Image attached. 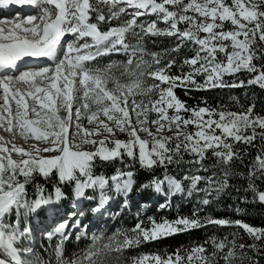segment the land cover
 Returning <instances> with one entry per match:
<instances>
[{
	"label": "snow or ice",
	"instance_id": "snow-or-ice-1",
	"mask_svg": "<svg viewBox=\"0 0 264 264\" xmlns=\"http://www.w3.org/2000/svg\"><path fill=\"white\" fill-rule=\"evenodd\" d=\"M9 5H28L34 14L0 19V129L13 137L8 147L10 142L0 135V264H33L21 254H31L32 249L15 245L30 231L19 229L20 209L50 202L39 184V198L27 199L26 186L35 175L45 179L55 175L59 182L72 184L77 199L88 189H98L99 205L92 211L99 212L109 200V185L124 195L132 191L136 174L130 169L138 164L152 173L142 188L166 200L203 193L199 203L208 205L207 197L229 188L231 177H244L232 168L234 161L243 163L247 155V149L238 145L252 146L259 138L245 191L264 202V190L255 183L264 181V116L253 114L254 105L240 112L190 108L175 94L177 87L264 89V0H0V7ZM150 15L155 19H142ZM149 37H174L176 44L170 50L148 52L144 42ZM185 47L192 55L178 62L172 53ZM113 53L129 57L120 65L125 82L112 75L115 62L103 68L90 66ZM27 59L46 63L29 65ZM173 68L179 73L173 74ZM242 72L250 76L246 82L235 79ZM110 81L114 89L108 88ZM202 103L206 105V100ZM85 121L91 127H85ZM190 125L194 131H186ZM118 132L127 139L115 138ZM17 135L36 143L18 146ZM84 144L94 150H84ZM13 153L19 158L14 159ZM213 158L215 163H205ZM97 161H119L128 170L117 168L110 177L97 174ZM182 164L188 165L182 176L170 172L171 166ZM208 172L211 175L200 174ZM55 196H63L60 187L55 188ZM168 206L164 203L160 208ZM13 210L16 223L6 224ZM76 215L47 233L49 240L60 237L56 249L60 264H118L125 250L206 225L242 228L252 243H238L237 231L231 240L209 237L205 244L211 245V251L198 244L171 254H142L133 257L132 264H261L264 260V228L241 220L201 218L195 209L191 216L159 221L148 217L147 222L138 213L133 227L117 228L111 235L93 233L80 257L63 261L62 244L71 235L66 230ZM79 226L78 219L71 225Z\"/></svg>",
	"mask_w": 264,
	"mask_h": 264
},
{
	"label": "trees",
	"instance_id": "trees-1",
	"mask_svg": "<svg viewBox=\"0 0 264 264\" xmlns=\"http://www.w3.org/2000/svg\"><path fill=\"white\" fill-rule=\"evenodd\" d=\"M142 19L151 20L155 19V16L150 15L143 17ZM160 27H164V25L161 24ZM131 42L135 43L134 40ZM144 44L145 49L148 52H163L174 47L176 39L174 37H149L145 40ZM172 55L177 56L179 62L186 56H191L192 53L188 51L187 47H185L181 49L178 54L172 53ZM127 60L128 58H123L122 54H109L98 58L96 61L92 62L90 66L103 68L104 66L115 62V66L110 71L113 76L120 80V82H125L127 78L122 75L124 69L120 65L122 63H126ZM184 70L187 71L186 68ZM171 71L173 74H178L180 69L173 68ZM249 78V74L243 72L235 77L237 81L242 79L245 82ZM232 79L233 77H225L226 81H231ZM175 94L190 108L195 106H208L216 108L217 110L222 108L225 111L240 112L254 105L253 114L264 116V89H261L256 85L237 88H215L206 91L177 87L175 88ZM205 100L206 105L202 103V101ZM182 115L187 114L182 113ZM194 130L195 129L191 126L189 131ZM257 130L260 131V129ZM118 139H127V137L121 135ZM260 145L261 141L259 138L254 141L252 146L243 144L238 145L242 151L245 148L247 149V155L244 156L243 163L239 160L234 161L232 168L235 172H242L245 175L244 177L239 175L231 177L229 180L230 187L219 195L214 192L210 194L207 198L210 199L211 203L208 205H202L199 203V201L204 198L203 193H200L199 195L194 194L192 197H187L186 195H175L167 198L166 200L163 195L154 192L152 189L142 188L141 185L149 181L152 173L146 169H141L140 166L136 164L130 169L136 174V183L130 193L127 195L117 193L115 189L109 185V190L107 192V196L109 197L108 203L112 204L114 209L118 211L113 221H107L109 232L113 233L118 223H121L122 227H133L137 223L138 213L139 218L147 222L148 217H153L159 221L162 218L175 220L179 216H191L195 209H199V216L201 218L211 216L214 218L241 220L251 226L264 228V202L254 200L253 193L245 191L248 187L247 173L249 171V165L257 155ZM185 159H190V157L186 156ZM205 163L210 165L215 163V160L214 158L208 159ZM117 168L125 169V165L121 164L119 161L111 163L97 161L95 172L97 174H104L110 177L114 174ZM187 169L188 165L182 164L179 167L173 165L169 170L174 175L182 176ZM160 171V169H156L155 174H159ZM200 174L211 175V172ZM255 183L258 185L260 190H264V181L256 180ZM38 184L43 186V195L45 198H50V202L36 206L34 210H39L36 215L31 214L29 209L21 208L19 220L20 229L30 227L31 221H33L35 217L38 218L40 214H49L48 212H44L47 207L52 208L56 213H64L63 216H65L68 211L66 206L68 203L75 204L77 206L84 204L85 197H92L93 202L91 205H99L100 193L98 189H88L85 191L84 197L77 199L73 191L74 186L72 184L59 182L55 175H52L47 179L42 176L35 175L32 182L26 186L28 195L34 192L37 193L36 186ZM56 187L61 188L66 198L61 200L55 199ZM200 187H204L203 183L200 184ZM37 196H39L38 193ZM245 198L247 199V202H245ZM125 201H127V203H125ZM164 203H167L169 206L161 209L160 205ZM97 214V212H93L92 210L89 212L86 211V215L89 218H91L92 215ZM11 222L13 224L16 223V212H13ZM237 231L239 232V237L237 238L238 243H252L251 238L242 228L237 229L235 227L206 225L198 229L177 233L156 241L144 242L135 248L125 250L121 258H119V261H123V264H131L133 257H138L142 254L164 255L171 254L180 248L190 249L198 244H205L211 236H216L220 239L228 237V239L231 240L233 238L232 233ZM44 244L47 247L52 246V243H48L47 239H44ZM205 247H208L209 251H211L210 244H205ZM261 264H264V260L261 261Z\"/></svg>",
	"mask_w": 264,
	"mask_h": 264
},
{
	"label": "rangeland",
	"instance_id": "rangeland-1",
	"mask_svg": "<svg viewBox=\"0 0 264 264\" xmlns=\"http://www.w3.org/2000/svg\"><path fill=\"white\" fill-rule=\"evenodd\" d=\"M19 9H20L19 6H17L16 8H13V9H2V10H5V13L2 16V19L3 18H12L17 13H19L20 15L26 14L24 16L34 14L33 9H30V10H23L22 9V10H20V12L23 14H21L19 12ZM146 20H150V19H146ZM69 39H71V37H69ZM122 57L129 59V57L123 53H122ZM29 65H35V64H29ZM108 88L114 89L115 83L113 81H110L108 84ZM84 126L85 127H91V125H88L86 121L84 122ZM190 127H191V125L186 129V131H189ZM166 134L171 135V133H166ZM0 135L4 136L5 140L10 142V143H8L7 146L11 147V142H13V137L9 133L3 131L2 129H0ZM121 135H124L125 137H127L126 134L118 132L115 138H119ZM140 135L142 137L145 136L144 133H141ZM14 142L18 146H23L25 148H28L29 145L36 143L34 140L25 141V140H23V138L19 137L18 135L14 138ZM81 147L84 150H94L92 145L84 144V145H81ZM12 155H13L14 159L19 158L15 153H13ZM45 155H49V154H45ZM38 198H39V196H37L36 192L27 195V199L29 201H36ZM63 198H66L64 193L60 199H57L55 196L56 200H61ZM92 202H93L92 197H85L84 204H81L79 206H75V205H72L71 203H68L66 206H67V208H69L68 209L69 211L67 212V215H65V216L62 215V217H55V216H60L61 212H60V214L56 213V212H54V210L52 208L47 207V209L44 210V212H49L52 214V216L47 218L46 216L43 217V215L40 214V216L38 218L35 217L34 220L31 221V223H30L31 227H30L29 233L26 234L25 236H23L15 245L18 249H21V250L26 249V248L32 249L31 254L25 255L22 252L21 253L22 258L25 260L33 261V264H36L37 260H39L40 264H60V262L57 260V255H56L57 245L60 244V237L55 236L51 240L48 241V242L52 243L51 247L45 246V244L43 242L44 241L43 237H47L48 232H51L59 223L65 221V220H68L70 215L72 213H76L77 210H78V214H77L76 218L69 221V227L66 230L67 232L71 233V235L62 244V260L63 261H69L70 262V261L80 257L82 255V253L84 252V250L91 243L90 237L93 233L99 234L100 232L103 231L107 235H111L112 233L109 232V230H108V222L107 221H109V220L113 221L115 219L118 211H116L114 209V206L112 204H109L107 202L105 204V206L100 209L98 215H92V217L89 218L86 215V211L89 212L94 207H96L95 205H91ZM121 206H122V204H121ZM35 207L36 206L32 207L29 210V212L33 215H36L39 212V210H37V209L34 210ZM13 212H16V211L13 210ZM13 212L11 213V215H9L8 217L5 218L6 224H13L11 222ZM81 213H82V215H81ZM76 219H78L80 221V226L78 228L73 229L71 227V225L73 223H75ZM121 227H122L121 223H118V225L116 226L114 231L117 228H121ZM123 227L130 228L128 226H123ZM77 235H80V239L76 238ZM120 258H121V256H120ZM118 264H123V261H119Z\"/></svg>",
	"mask_w": 264,
	"mask_h": 264
},
{
	"label": "bare ground",
	"instance_id": "bare-ground-1",
	"mask_svg": "<svg viewBox=\"0 0 264 264\" xmlns=\"http://www.w3.org/2000/svg\"><path fill=\"white\" fill-rule=\"evenodd\" d=\"M11 6H14V5H11ZM23 10H30V8H27V7H21ZM5 13V10H2V8H0V19H2V16H3V14ZM21 14H23V13H21ZM24 15H26V14H23V15H21V16H24ZM29 62L30 61H27V64H29ZM36 65V64H35Z\"/></svg>",
	"mask_w": 264,
	"mask_h": 264
}]
</instances>
